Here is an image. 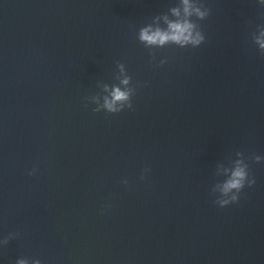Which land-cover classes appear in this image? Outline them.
I'll use <instances>...</instances> for the list:
<instances>
[{
    "label": "water",
    "instance_id": "1",
    "mask_svg": "<svg viewBox=\"0 0 264 264\" xmlns=\"http://www.w3.org/2000/svg\"><path fill=\"white\" fill-rule=\"evenodd\" d=\"M207 3L204 44L150 52L136 33L171 0H0L2 264H264V162L238 203L212 192L237 151L264 155V7ZM117 61L133 108L94 112Z\"/></svg>",
    "mask_w": 264,
    "mask_h": 264
},
{
    "label": "clouds",
    "instance_id": "2",
    "mask_svg": "<svg viewBox=\"0 0 264 264\" xmlns=\"http://www.w3.org/2000/svg\"><path fill=\"white\" fill-rule=\"evenodd\" d=\"M258 3L264 7V0H258ZM211 14L212 9L207 0H171L166 11L152 16L139 27L136 39L150 52L173 46L182 49L198 48L207 38L201 22ZM251 40L259 53L264 55V23L256 25L251 32ZM152 61H156L155 55H152L150 62ZM158 63L164 65L168 63V58L161 57ZM113 79L115 83L97 81V87L102 88V95L86 97V102L94 105L92 109L94 112L104 111L115 114L133 108V97L136 95L138 85L133 84V77L124 62H116ZM235 155L236 158L230 161L229 166H219L218 172L224 174L226 179L212 189L213 193H218L214 202L221 208L238 203L244 189L251 188L257 183L251 171V162H264V155L257 153L246 155L243 151H237ZM149 172L150 169L145 168L140 179L144 180ZM36 173V168L27 172L29 176H34ZM122 183L127 185L129 181L124 178ZM17 236L16 232L0 235V248L8 245ZM15 264H43V261L37 257L21 256L15 260Z\"/></svg>",
    "mask_w": 264,
    "mask_h": 264
}]
</instances>
